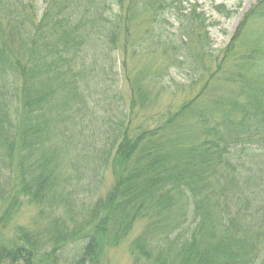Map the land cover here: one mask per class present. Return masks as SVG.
Returning a JSON list of instances; mask_svg holds the SVG:
<instances>
[{
    "label": "trees",
    "instance_id": "16d2710c",
    "mask_svg": "<svg viewBox=\"0 0 264 264\" xmlns=\"http://www.w3.org/2000/svg\"><path fill=\"white\" fill-rule=\"evenodd\" d=\"M221 1L226 19L241 5ZM255 6L264 17V0ZM213 24L195 0H0V229L20 204L37 210L0 263L57 264L79 243L72 264H91L138 220L135 264L264 259V67L239 91L205 87L179 107L156 103L170 84L125 72V48L165 57L164 72L184 73L194 48L216 57Z\"/></svg>",
    "mask_w": 264,
    "mask_h": 264
},
{
    "label": "rangeland",
    "instance_id": "374dc122",
    "mask_svg": "<svg viewBox=\"0 0 264 264\" xmlns=\"http://www.w3.org/2000/svg\"><path fill=\"white\" fill-rule=\"evenodd\" d=\"M195 1H197L202 11L207 16L208 22L214 23L209 28V32L210 38L213 42V49L217 50L216 53H214L217 55L216 57L202 55L201 52L194 48V50H191L192 53H189V58L186 60L185 65L181 68L185 71L184 73L176 72L172 69L164 72V68L167 65L165 57L157 56L154 57V60L147 63L149 60L147 57V48H142V50L133 57V48H125L129 50L128 55H126L125 72L131 77H145V80L147 78L148 81H151V84H158L159 82L170 84L168 87V89L170 88V91H166V89L163 88L161 96H158V99L156 100V103L160 104L162 107L168 106L169 102L173 103L176 107H179V105L197 95L205 87H208V89H219L224 93H229L230 90L233 91L232 89L236 87L238 81H242L246 77L250 78L252 74L258 72L259 69L264 67V17L261 11L259 12L260 14H256L258 10L253 9L257 8L255 5L258 0L227 1L225 5L231 10H235L236 6L241 4L240 7L236 9L237 11L234 15L228 19L221 17L215 10V7L222 3L221 0ZM42 2L43 0H39V4ZM41 12L42 10H39L38 14H41ZM238 31L240 39H242V37L244 38V42L241 40L242 47L226 48L227 46L229 47L232 36L234 34L236 35ZM132 35L133 34L128 36V39H132ZM245 54L253 57L256 62H250V57L245 59ZM167 69L168 68H166V70ZM193 74L196 75V80L195 78H192ZM234 90L238 89L236 88ZM171 91L175 93L173 97H170L169 95ZM148 115L151 114L148 113ZM197 129L198 128L192 122L187 120L185 124V137L195 138L194 133ZM112 171L113 170H109L104 173L101 182L102 185L98 190L99 193L101 191L103 193V191L114 184L116 175L114 171ZM260 173L264 174V171H260ZM262 176L263 175H260L259 178L260 184H263L261 181ZM246 178L252 181L257 178V176L248 174ZM8 202L9 201L5 200L3 203H0L3 204V207L0 209V217ZM20 205L21 207L19 208V211L13 215L6 228H4V230L0 229V245L2 246H8L9 241L15 236V229L17 227H28L30 220L35 216L37 211L35 206L26 204V202ZM250 205L256 206V204ZM75 216H77V218L73 219V223L78 225L81 218L78 215ZM192 219L193 217H188V221L191 222ZM71 223L72 222H69L70 226ZM144 226L145 222L138 220L118 244L111 246L103 244L97 249V251L95 249L97 257L93 263H90L135 264L131 245L134 239L141 233ZM80 248L81 245L79 243L64 248V250L59 252L57 264H72L75 258H77V254L79 255L81 251ZM250 252L255 255V252L252 250H250ZM0 264L10 263L8 261H3ZM251 264H264V259H259L257 256L253 257Z\"/></svg>",
    "mask_w": 264,
    "mask_h": 264
}]
</instances>
